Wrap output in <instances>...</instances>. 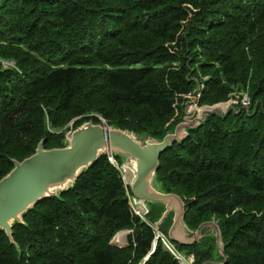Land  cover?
Masks as SVG:
<instances>
[{"label": "trees", "instance_id": "16d2710c", "mask_svg": "<svg viewBox=\"0 0 264 264\" xmlns=\"http://www.w3.org/2000/svg\"><path fill=\"white\" fill-rule=\"evenodd\" d=\"M198 84L200 107L248 91L253 112L209 116L161 156L157 180L191 230L218 224L224 264H264V0H2L0 180L89 121L162 140ZM155 237L104 155L14 223V243L0 231V264H181L162 241L152 254ZM199 246L193 264L212 259Z\"/></svg>", "mask_w": 264, "mask_h": 264}, {"label": "water", "instance_id": "95a60500", "mask_svg": "<svg viewBox=\"0 0 264 264\" xmlns=\"http://www.w3.org/2000/svg\"><path fill=\"white\" fill-rule=\"evenodd\" d=\"M200 91L198 84L192 93L193 99L185 104L183 121L162 140L89 121L66 135L65 147L47 150L42 141L35 154L21 162L14 160L13 170L0 180V231H4L12 241L14 223H23L28 211L45 199L61 195L102 156L111 153L115 158L125 159L121 164L132 172L130 188L133 195L148 207L152 203L150 211L159 208L157 221L153 224L157 231H161L160 227L164 224L170 241L191 247L201 243L206 230H214L219 255L215 261L212 257L204 264L226 263L227 256L218 224L210 221L200 225L196 231L191 230L185 222L186 205L183 199L177 194L165 192L157 180L161 156L173 144L188 139L189 131L202 125L209 116L226 118L232 111L239 113L242 109L253 112L252 107L224 105L198 109L196 97ZM114 239L111 242L113 246L126 247L118 246ZM157 241L153 249H156Z\"/></svg>", "mask_w": 264, "mask_h": 264}, {"label": "built area", "instance_id": "2783aa9c", "mask_svg": "<svg viewBox=\"0 0 264 264\" xmlns=\"http://www.w3.org/2000/svg\"><path fill=\"white\" fill-rule=\"evenodd\" d=\"M201 90H202V86ZM201 92V91H200ZM200 92L198 93L196 99L197 103L200 100ZM187 100H192L193 99V94H189L185 96ZM196 103V105H197ZM222 106V105H221ZM225 107L228 106H242L244 108L251 107L252 106V99L250 95L248 94L247 91H238L232 94L231 99L227 102V104H224ZM198 107V106H197ZM199 108V107H198ZM201 109V108H199ZM108 159L111 162L112 165H114L117 170L120 172L121 177L123 178L126 188H127V198L129 205L131 207V210L135 215H137L140 219H142L144 222L149 224L155 231L156 237L155 240L162 241L164 247L166 250H169L176 258H181L180 254L176 251L175 245L165 236L161 231H157L156 228L154 227L153 223L149 220V215H150V209L147 204H145L143 201L139 200L136 198L128 188V186L131 183V180L133 178L132 172L126 168L123 165H119L117 160L115 159V156L112 155L111 153L107 154ZM129 175V177H128ZM132 176V178H131Z\"/></svg>", "mask_w": 264, "mask_h": 264}, {"label": "rangeland", "instance_id": "374dc122", "mask_svg": "<svg viewBox=\"0 0 264 264\" xmlns=\"http://www.w3.org/2000/svg\"><path fill=\"white\" fill-rule=\"evenodd\" d=\"M124 160L125 159H123V160L120 159L121 162L122 161L124 162ZM128 177H129V175H128ZM149 207L150 208L153 207L152 203L149 204ZM154 212L156 214H158L160 212L159 208H156ZM167 232H168V229H167ZM127 233H128V231L121 232V233L117 234L115 236V241L117 243H115V244H117L119 246H122V247L126 246V244L128 242V236H129V235L127 236ZM205 234H206V236L200 241L201 243H200L199 248L202 251H208V250L211 249V255H212V257H213V259L215 261V259L219 255V253L217 251V249H218L217 234L215 233L214 230H213V232H210V231L206 230ZM120 235H122V236H120ZM188 251H189V247H186V248H183V249L180 248V251H178V252L182 255L183 258H185L187 261H189L190 258H194L195 255L194 256L193 255L189 256ZM190 254H193V253H190ZM195 261H196V257H195Z\"/></svg>", "mask_w": 264, "mask_h": 264}, {"label": "bare ground", "instance_id": "6f19581e", "mask_svg": "<svg viewBox=\"0 0 264 264\" xmlns=\"http://www.w3.org/2000/svg\"><path fill=\"white\" fill-rule=\"evenodd\" d=\"M44 141V140H43ZM36 153V152H35ZM175 248H176V246H175ZM156 251V249H153V252H152V254L154 253ZM169 251V250H168ZM176 251L178 252V250H177V248H176ZM170 252V251H169ZM171 253V252H170ZM179 253V252H178ZM180 254V253H179ZM180 256H181V258H176V259H178L180 262H181V264H193L194 263V258H190V260L189 261H187L185 258H183L182 257V255L180 254Z\"/></svg>", "mask_w": 264, "mask_h": 264}, {"label": "clouds", "instance_id": "9594fccd", "mask_svg": "<svg viewBox=\"0 0 264 264\" xmlns=\"http://www.w3.org/2000/svg\"><path fill=\"white\" fill-rule=\"evenodd\" d=\"M188 101V100H187ZM186 104V103H185ZM217 106V105H216ZM218 106H220V105H218ZM203 107H206V106H203ZM242 110H245V111H247V109H242ZM126 186V185H125ZM130 186H131V183H130V185L128 186V188H130ZM154 224V223H153ZM123 232H125V231H123ZM121 233V232H120ZM119 234V233H118ZM129 234H131V231H128V233H127V236L129 235ZM165 235V234H164ZM166 236V235H165ZM115 238V237H114ZM167 238H168V236H167ZM169 239V238H168ZM113 241V240H112ZM155 242V241H154ZM172 242V241H171ZM114 243H117L116 241H115V239H114ZM157 243H158V241H157ZM173 243V242H172ZM174 244V243H173ZM128 245V242H127V244H126V246ZM153 245H154V243H153ZM119 246V245H118ZM120 247H122V246H120ZM157 247V246H156ZM152 248H154V246L152 247ZM149 258H146L145 260H144V263L148 260Z\"/></svg>", "mask_w": 264, "mask_h": 264}]
</instances>
